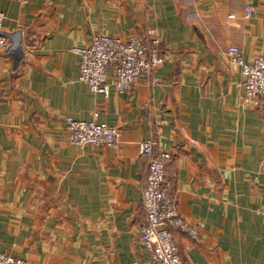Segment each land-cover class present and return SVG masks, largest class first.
<instances>
[{"label":"crops","instance_id":"crops-1","mask_svg":"<svg viewBox=\"0 0 264 264\" xmlns=\"http://www.w3.org/2000/svg\"><path fill=\"white\" fill-rule=\"evenodd\" d=\"M0 9L25 53L12 71L0 50L1 251L31 264H147L139 142L153 137L173 154L165 177L179 212L200 228L198 239L174 232L183 263L264 264V98L243 101L228 57L230 45L248 61L264 57V0H0ZM149 27L164 57L156 83L142 76L104 95L79 78L72 47ZM96 110L119 128L117 146L70 142L67 117Z\"/></svg>","mask_w":264,"mask_h":264},{"label":"built area","instance_id":"built-area-1","mask_svg":"<svg viewBox=\"0 0 264 264\" xmlns=\"http://www.w3.org/2000/svg\"><path fill=\"white\" fill-rule=\"evenodd\" d=\"M252 15V6H245V17ZM231 16V14L229 15ZM4 13L0 9V50L7 44L1 34ZM79 55L78 74L92 91L109 95L111 86L119 92L127 91L140 77L156 83V69L163 62L160 39L149 27L127 37L104 33L93 34L88 45L74 46ZM228 57L241 73L240 88L244 102L257 106L264 98V57L248 61L236 45L228 47ZM111 78V82L108 79ZM98 111L89 119L67 117L68 135L75 145L117 146L120 130L114 124L98 121ZM139 154L147 159V171L142 188L145 216L137 225V239L148 255L147 264H184L176 245L174 232L191 239L200 237V228L178 210L176 197L166 181L165 168L172 160L171 151L159 146L150 137L139 142ZM264 173V155L260 162ZM0 264H31L29 260L0 250Z\"/></svg>","mask_w":264,"mask_h":264},{"label":"water","instance_id":"water-1","mask_svg":"<svg viewBox=\"0 0 264 264\" xmlns=\"http://www.w3.org/2000/svg\"><path fill=\"white\" fill-rule=\"evenodd\" d=\"M1 34L4 35L7 40V46L2 50L3 53L9 55L12 59V71H16L24 59L25 53L22 43V33L20 29L14 31H3Z\"/></svg>","mask_w":264,"mask_h":264}]
</instances>
